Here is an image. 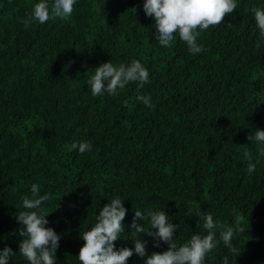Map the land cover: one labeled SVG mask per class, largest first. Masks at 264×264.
I'll list each match as a JSON object with an SVG mask.
<instances>
[{
	"label": "trees",
	"instance_id": "obj_1",
	"mask_svg": "<svg viewBox=\"0 0 264 264\" xmlns=\"http://www.w3.org/2000/svg\"><path fill=\"white\" fill-rule=\"evenodd\" d=\"M39 2L0 0V250L16 254L9 264H29L16 214L33 184L52 194L41 208L46 227L61 237L56 264H80L81 234L117 196L127 214L116 250H134V210L165 211L180 226L178 246L207 234L203 220L197 227L202 211L227 226L239 216L243 228L232 241L238 256L221 241L204 264H223L225 256L228 264H264V155L257 150L264 145L247 139L264 130V39L251 11L264 9V0H235L223 23L200 31L198 54L178 34L171 47L158 44L145 0H76L70 17L25 27ZM133 60L149 72L142 89L130 83L115 96L91 94L95 68ZM83 142L91 151L70 147ZM245 152L256 164L252 174ZM142 239L149 256L168 250ZM145 259L134 254L127 264Z\"/></svg>",
	"mask_w": 264,
	"mask_h": 264
},
{
	"label": "clouds",
	"instance_id": "obj_2",
	"mask_svg": "<svg viewBox=\"0 0 264 264\" xmlns=\"http://www.w3.org/2000/svg\"><path fill=\"white\" fill-rule=\"evenodd\" d=\"M75 3L76 0H52L49 4L47 0H41L33 6L30 16L23 23L28 27L33 22L44 24L50 19H66L71 16ZM237 7L235 0H145L143 11L155 21V40L161 47H171L175 34H178L181 41L186 43L189 52L198 54L204 51L197 43L200 31L223 23L226 15L234 13ZM131 11L135 13L137 10ZM251 11L259 35L264 39V9L253 7ZM256 47H260L259 42ZM94 72L88 80L94 97L103 96L105 92L110 96L118 95L130 83H138V87L142 89L149 82V72L138 60L119 66H114L112 62L103 63L95 68ZM137 99L146 107L153 108L150 96L140 95ZM123 106L129 107L127 101ZM247 139L251 143L264 145V130H256L255 134L249 135ZM70 147L72 150L78 149L80 154L92 149L90 142L72 143ZM257 150L264 155V147ZM243 155L249 161L247 173H254L256 164L252 163L251 152H245ZM31 193L32 198L23 197L22 206L25 211H18L16 214L17 222L22 225L18 232L22 238L19 244L20 255L29 264H56V252L60 247L61 237L54 229L46 227V217L49 215H44L41 208L44 202L50 200L52 194L41 195L37 184L31 186ZM124 201L119 196L111 199L110 203L99 211L95 225L81 234L85 243L77 258L80 264H127L134 254L146 258L145 264H204L207 255L217 248L221 241L229 252L239 255L232 241L236 232L243 231L240 227V217H236L234 226H227L214 221L212 214L202 211L195 213L199 218L197 227H201L200 221L203 220L202 227L207 234H193L187 243L178 246L173 237L180 226L170 223L165 211H149L145 215L139 210H134L130 226L132 240L135 242L134 250L127 247L116 250V242L121 240L120 236L125 232L122 222L125 220L127 209L124 207ZM138 221H144V224L141 225ZM145 225H148L147 230ZM217 229L220 230L219 240L216 239ZM142 235L153 237V246L156 248L160 247V242L168 244V250L163 253L154 252L149 256L146 251L148 241L143 240ZM14 255L16 254L10 247L3 248L0 250V264H9ZM223 264H228V256L224 257Z\"/></svg>",
	"mask_w": 264,
	"mask_h": 264
}]
</instances>
